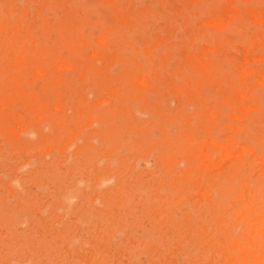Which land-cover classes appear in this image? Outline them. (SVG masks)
I'll return each instance as SVG.
<instances>
[{
  "label": "rangeland",
  "instance_id": "1",
  "mask_svg": "<svg viewBox=\"0 0 264 264\" xmlns=\"http://www.w3.org/2000/svg\"><path fill=\"white\" fill-rule=\"evenodd\" d=\"M1 99L0 264H264L230 244L264 256V0H0Z\"/></svg>",
  "mask_w": 264,
  "mask_h": 264
},
{
  "label": "bare ground",
  "instance_id": "2",
  "mask_svg": "<svg viewBox=\"0 0 264 264\" xmlns=\"http://www.w3.org/2000/svg\"><path fill=\"white\" fill-rule=\"evenodd\" d=\"M212 1H213V0H212ZM228 1H229V0H228ZM240 1H241V0H240ZM252 1H253V0H252ZM58 2H59V1H58ZM163 2H164V1H163ZM216 2H218V1H216ZM242 2H243V1H242ZM242 2H241V3H242ZM97 3H98V2H97ZM101 3H102V2H101ZM261 3L263 4L262 1H261ZM43 4H44V2H43ZM87 4H88V3H87ZM219 4H220V3H219ZM38 5H39V4H38ZM45 5H46V4H45ZM65 5H67V4H65ZM93 5H94V4H93ZM244 5H245V4H244ZM257 5H258V2H257ZM58 7H59V6H58ZM62 7H63V6H62ZM64 7H65V6H64ZM67 7H68V6H67ZM235 7H236V6H235ZM250 7H251V6H250ZM251 8H252V7H251ZM59 9H60V8H59ZM217 9H218V8H217ZM252 9H254V8H252ZM44 10H45V9H44ZM60 10H61V9H60ZM60 10H59V11H60ZM63 10H64V8H63ZM65 10H66V9H65ZM256 10H257V9H256ZM45 12H46V11H45ZM45 12H44V13H45ZM85 12H86V11H85ZM12 13H13V12H12ZM18 13H19V12H18ZM30 13H31V12H30ZM61 13H62V12H61ZM160 13H161V12H160ZM13 14H14V13H13ZM40 14H41V12H40ZM47 15H48V14H47ZM86 15H87V14H86ZM151 15H152V14H151ZM5 16H6V15H5ZM162 16H163V14H162ZM171 16H172V15H171ZM1 17H2V16H1ZM36 17L39 18L40 16H36ZM42 17H43V16H42ZM80 17H82V16L80 15ZM87 17H88V16H87ZM87 17H86V19H87ZM151 17H152V16H151ZM208 17H209V16H208ZM254 17H255V16H254ZM4 18H5V17H4ZM40 18H41V17H40ZM82 18H83V17H82ZM153 18H154V17H153ZM243 18H244V17H243ZM156 19H157V18H156ZM156 19H155V20H156ZM8 20H9V19H8ZM11 20H12V19H11ZM13 20H14V19H13ZM16 20H17V19H16ZM41 20H42V19H41ZM53 20L55 21L56 19H53ZM80 20H81V19H80ZM157 20H158V19H157ZM160 20H162V19L160 18ZM176 20H177V18L175 19V21H176ZM257 20H258V19H257ZM1 21H2V20H1ZM35 21H36V20H35ZM208 21H209V20H208ZM19 22H20V21H19ZM85 22H86V21H85ZM164 22H165V20H164ZM230 22H231V21H230ZM230 22H229V23H230ZM17 23H18V22H17ZM38 23H39V22H38ZM169 23H170V22H169ZM175 23H176V22H175ZM179 23H180V22H179ZM179 23H177V24H179ZM194 23H195V22H194ZM208 23H209V22H208ZM229 23H228V24H229ZM232 23H233V21H232ZM236 23H237V22H236ZM236 23H235V24H236ZM257 23H258V22H257ZM11 24H12V23H11ZM18 24H19V23H18ZM35 24H36V23H35ZM6 25H7V24H6ZM9 25H10V24H9ZM20 25H21V24H20ZM40 25H42V24H40ZM226 25H227V24H226ZM230 25H232V24H229L228 26H230ZM22 26H23V25H22ZM85 26H86V25H85ZM189 26H190V25H189ZM255 26H256V25H255ZM20 27H21V26H20ZM181 27H182V26H181ZM197 27H198V26H197ZM231 27L233 28V26H231ZM231 27H227V26H226L224 29H226V28H231ZM206 28H207V27H206ZM206 28H205V29H206ZM218 28H219V27H218ZM232 28H231V29H232ZM238 28H239V27H238ZM32 29H33V28H32ZM32 29H31V30H32ZM34 29H35V28H34ZM34 29H33V31H34ZM82 29L84 30V28H82ZM82 29H81V30H78V31H81V32H82ZM143 29H144V28H143ZM143 29H142V30H143ZM222 29H223V28H222ZM25 30H26V29H25ZM52 30H53V28H52ZM249 30H251V29H249ZM146 31H147V30H146ZM174 31H175V30H174ZM179 31H180V30H179ZM211 31H212V30H211ZM228 31H229V30H228ZM215 32H216V31H215ZM215 32H212V33L216 34ZM218 32H219V30H218ZM71 33H72V32H71ZM83 33H84V32H83ZM96 33H97V32H96ZM180 33H181V32H180ZM207 33H208V32H207ZM230 33H231V32H230ZM34 34H35V33H34ZM97 34H98V33H97ZM161 34H162V33H161ZM176 34H177V33H176ZM185 34H186V33H185ZM203 34H204V33H202V35H203ZM219 34H220V33H219ZM246 34H247V32H246ZM6 35H7V34H6ZM24 35H25V34H24ZM26 35H27V34H26ZM76 35H77V34H76ZM86 35H87V34H86ZM98 35H99V34H98ZM174 35H175V34H174ZM179 35H180V34H179ZM207 35H208V34H207ZM212 35H213V34H212ZM21 36H22V35H21ZM54 36H55V35H54ZM54 36H53V37H54ZM158 36H159V35H158ZM164 36H166V35H164ZM183 36H184V35H183ZM186 36H187V35H186ZM254 36H255V35H254ZM28 37H29V36H28ZM35 37H36V36H35ZM87 37H90V36H87ZM177 37H178V36H177ZM209 37H210V36H209ZM209 37H208V38H209ZM213 37L215 38V36H213ZM220 37H221V36H220ZM222 37H223V36H222ZM22 38H24V37L22 36ZM29 38H30V37H29ZM94 38H95V37H94ZM195 38H197V37H195ZM198 38H199V37H198ZM214 38H213V39H214ZM225 38H226V37H225ZM230 38H231V37H230ZM51 39H52V38H51ZM85 39H86V38H85ZM89 39H92V38H89ZM97 39H98V38H97ZM93 40H94V39H93ZM191 40H193V39H191ZM196 40L198 41V39H195V41H196ZM226 40H227V39H226ZM193 41H194V40H193ZM210 41H211V40H210ZM210 41H209V42H210ZM220 41H221V40H220ZM7 42H8V44H9V41H8V40H7ZM57 42H58V41H57ZM75 42H76V40H75ZM211 42H212V41H211ZM229 42H230V41H229ZM260 42L262 43V41H260ZM81 43H83V41H82ZM176 43H178V42L176 41ZM237 43H238V42H237ZM168 44H170V43H168ZM178 44H179V43H178ZM17 45H18V44H17ZM28 45H29V44H28ZM35 45H36V44H35ZM57 45H58V44H57ZM126 45L128 46V44H126ZM190 45H192V44H190ZM190 45H189L188 47H190ZM231 45H232V44H231ZM231 45H230V46H231ZM259 45H260V44H259ZM3 46H4V48H5V45H3ZM18 46H19V45H18ZM36 46H37V45H36ZM38 46H39V44H38ZM170 46H171V45H170ZM215 46H217V45H215ZM262 46H263V45H262ZM175 47H176V46H175ZM175 47H174V49H175ZM191 47H192V46H191ZM191 47H190V48H191ZM222 47H223V46H222ZM17 48H18V47H17ZM29 48H30V47H29ZM43 48H44V47H43ZM59 48H60V47H59ZM139 48H142V47L139 46ZM162 48H163V47H162ZM193 48H194V47H193ZM214 48H215V47H214ZM31 49H32V48H31ZM39 49H40V48H39ZM165 49H166V48H165ZM234 49H235V48H234ZM32 50H33V49H32ZM44 50H46V49H44ZM140 50L142 51V49H140ZM188 50H189V49H188ZM211 50H212V49H211ZM211 50H210V51H211ZM213 50H214V49H213ZM213 50H212V52H213ZM34 51H35V50H34ZM42 51H43V50H42ZM46 51H47V50H46ZM141 51H140V52H141ZM208 51H209V50H208ZM210 51H209V53H210ZM35 52H36V51H35ZM38 52H39V50H38ZM89 52H90V51H89ZM140 52H138V53H140ZM28 53H29V52H28ZM43 53H44V52H43ZM163 53L165 54V52H163ZM207 53H208V52L203 53V54H204V57H205V54L208 55ZM21 54L24 55V53H21ZM142 54H144V53H142ZM173 54H174V53H173ZM175 54H176V53H175ZM215 54H216V53H215ZM209 55H210V54H209ZM209 55H208V57H209ZM28 56H29V55H28ZM67 56H68V55H67ZM136 56H137V55H136ZM141 56H142V55H141V53H140L139 60H140V58L143 59ZM145 56H146V55H145ZM202 56H203V55H202ZM213 56L215 57V55H213ZM30 57H31V56H30ZM33 57H34V56H33ZM35 57H36V56H35ZM68 57H69V56H68ZM176 57H177V58L179 57L178 53H177V56H176ZM180 57H181V56H180ZM204 57H203V59L205 60V58H207V57H205V58H204ZM28 58H29V57H28ZM63 58H64V57H63ZM173 58H174V57H173ZM216 58H217V57H216ZM223 58H224V57H223ZM71 59H72V58H71ZM95 59H96V58H95ZM95 59H94V60H95ZM42 60H43V59H42ZM73 60H74V59H73ZM73 60H72V61H73ZM143 60H144V59H143ZM148 60H149V59H148ZM176 60H177V59H176ZM178 60H179V59H178ZM65 61H66V60H65ZM68 61H69V60H68ZM137 61H138V60H137ZM140 61H141V63H142V60H140ZM170 61L173 62L172 59H171ZM170 61H168V63H169ZM213 61H214V59H213ZM42 62H44V61H42ZM73 62H75V61H73ZM148 62H149V61H148ZM148 62H145V63L143 62V63L146 64V63H148ZM178 62H179V61H178ZM204 62H205V61H204ZM214 62H215V61H214ZM23 63H24V62H23ZM23 63L21 64L22 66L24 65ZM168 63H167V64H168ZM175 63H176V62H175ZM212 63H213V62H212ZM212 63H211V64H212ZM31 64H33V63H31ZM66 64H67V63H66ZM149 64H151V62H149ZM224 64H225V63H224ZM224 64H222V65H224ZM226 64H227V63H226ZM77 65H78V64H77ZM90 65H91V63H90ZM157 65H158V64H157ZM171 65L173 66V64H171ZM175 65H176V64H175ZM212 65H213V64H212ZM227 65H228V64H227ZM227 65H226V66H227ZM58 66H59V65H58ZM58 66H57V67H58ZM68 66H69V65H68ZM92 66H93V65H92ZM141 66H142V65H141ZM186 66H187V65H186ZM186 66H185V68H186ZM23 67H25V66H23ZM38 67H39V66H38ZM60 67H61V66H60ZM157 67L160 68V66H157ZM169 67H170V65H169ZM188 67H189V66H188ZM223 67H224V66H223ZM58 68H59V67H58ZM62 68H65V67H62ZM70 68H71V67H70ZM79 68H80V67H79ZM149 68H151V67H149ZM210 68H211V66H210ZM60 69H61V68H60ZM190 69H192V68H189V70H190ZM221 69H222V68H221ZM221 69H220V70H221ZM223 69H224V68H223ZM240 69H241V68H240ZM36 70H37V69H36ZM161 70H162V68H161ZM164 70H165V69H164ZM220 70H219V71H220ZM241 70L244 71L243 68H242ZM37 71H38V73H39V70H37ZM82 71H83V70H82ZM142 71H143V70H142ZM150 71H151V70L149 69V72H150ZM186 71H188V70H186ZM186 71H185V73H186ZM190 71H191V70H190ZM219 71H218V72H219ZM223 71H224V70H223ZM83 72H84V71H83ZM159 72H161V71H159ZM169 72H170V71H169ZM169 72H168V73H169ZM216 72H217V70H216ZM220 72H221V71H220ZM220 72H219V74H220ZM226 72H227V71H226ZM244 72H245V71H244ZM257 72H258V71H257ZM41 73H42V72H41ZM72 73H73V72H72ZM85 73H86V72H85ZM123 73H124V72H122V74H123ZM143 73H144V72H142V76L144 75ZM227 73H228V72H227ZM7 74H8V73H7ZM39 74H40V73H39ZM62 74H63V73H62ZM95 74H96V73H95ZM160 74H161V73H160ZM160 74H159V75H160ZM169 74H170V73H169ZM189 74H190V73H189ZM216 74H217V73H216ZM216 74H215V75H216ZM173 75H175V74H173ZM191 75H193V74H191ZM86 76H87V74H86ZM45 77H46V76H45ZM92 77H93V75H92ZM102 77H103V75H102ZM165 77H166V76H165ZM14 78H15V77H14ZM22 78H23V77H22ZM105 78H106V77H105ZM174 78H175V77H174ZM176 78H177V76H176ZM239 78H240V77H239ZM31 79H33V78H31ZM31 79H30V80H31ZM44 79H45V78H44ZM141 79H143V78H141ZM177 79H178V78H177ZM216 79H218V78H216ZM85 80H87V79H85ZM85 80H84V81H85ZM92 80H93V79H92ZM171 80H172V79H171ZM173 80H174V79H173ZM175 80H176V79H175ZM256 80H257V79H256ZM46 81H47V78H46ZM87 81H89V80H87ZM107 81H109V80H107ZM132 81H133V80H132ZM138 81H139V80H138ZM143 81H146V80L144 79ZM26 82H27V81H26ZM94 82H95V81H94ZM104 82H105V81H104ZM133 82H134V81H133ZM146 82L148 83L149 81H146ZM22 83H23V81H22ZM35 83H36V82H35ZM44 83H45V82H44ZM44 83H43V84H44ZM110 83H111V82H110ZM142 83L144 84V82H142ZM160 83H163V81L160 82ZM160 83H159V84H160ZM193 83H194V82H193ZM223 83H224V82H223ZM223 83H222V84H223ZM26 84H27V83H26ZM98 84H99V83H98ZM115 84H116V83H115ZM134 84H135V83H134ZM169 84H170V83H169ZM219 84H220V83H219ZM3 85H4V84H3ZM53 85H54V84H53ZM74 85H75V84H74ZM93 85H95V84H93ZM99 85H100V84H99ZM104 85H105V83H104ZM117 85H118V84H117ZM160 85H161V84H160ZM190 85H191V83H190ZM190 85H189V86H190ZM203 85H204L203 87L207 86L206 83L203 84ZM210 85H211V84H210ZM5 86H6V85H5ZM37 86H38V84H37ZM54 86H55V85H54ZM100 86H101V85H100ZM122 86H123V85H122ZM135 86H136V85H135ZM141 86H142V85H141ZM162 86H164V85H162ZM191 86H192V85H191ZM191 86H190V87H191ZM193 86H195V85H193ZM94 87H95V86H94ZM130 87H131V86H130ZM183 87H184V86H183ZM183 87H182V88H183ZM216 87H217V86H216ZM243 87H244V86H243ZM255 87H256V86H254V88H255ZM51 88H53V87H51ZM51 88H50V89H51ZM86 88H87V87H86ZM119 88H122V87H120V85H119ZM163 88H164V87H163ZM184 88H185V87H184ZM195 88H196V86H195ZM220 88H222V87H221V84H220ZM247 88H248V87H247ZM2 89H3V88H2ZM123 89H124V88H123ZM123 89H122V90H123ZM191 89H194V88L191 87ZM200 89H201V88H200ZM202 89H203V88H202ZM205 89H207V87H205ZM216 89H217V88H216ZM9 90H10V89H9ZM9 90H8V91H9ZM48 90H49V89H47V91H48ZM56 90H57V88H56ZM56 90H55V91H56ZM85 90H86V89H85ZM183 90H184V89H183ZM196 90H197V89H196ZM220 90H221V89H220ZM8 91H6V92H8ZM10 91H11V90H10ZM53 91H54V90H53ZM86 91H87V90H86ZM163 91H164V90H163ZM201 91H202V90H201ZM204 91H206V90H204ZM212 91H213V90H212ZM212 91H208V92L211 93ZM255 91H256V90H255ZM48 92H49V91H48ZM48 92H47L46 94H49ZM132 92H133V91H132ZM134 92H136V89L134 90ZM140 92H141V91H140ZM228 92H230V89H229ZM228 92H227V93H228ZM250 92L254 93L253 90H252V91L250 90ZM9 93H10V92H9ZM91 93H93V91H92ZM153 93L155 94V92H153ZM174 93H175V92H174ZM183 93H184V92H183ZM200 93H201V92H200ZM203 93H204V92H203ZM217 93H218V92H217ZM252 93H251V94H252ZM255 93H257V91H256ZM46 94H44V95H46ZM82 94H83V93H82ZM99 94H100V93H99ZM122 94H123V93H122ZM137 94H138V92H137ZM139 94H141V93H139ZM145 94H146V93H145ZM145 94H143V95H145ZM68 95H69V94H68ZM108 95H109V94H108ZM123 95H124V94H123ZM132 95H133V94H132ZM202 95H203V94H202ZM212 95H213V94H212ZM241 95H242V97L245 96L244 94H241ZM25 96H26V95H25ZM72 96H73V95H71V97H72ZM124 96H125V95H124ZM174 96H175V95H174ZM203 96H205V94H204ZM213 96H214V95H213ZM213 96H212V97H213ZM256 96H257V95H256ZM18 97H19V96H18ZM67 97H68V96H67ZM139 97H140V95H139ZM159 97H160V96H159ZM198 97H199V96H198ZM242 97H241V98H242ZM257 97H258V96H257ZM1 98H2V97H1ZM19 98H20V97H19ZM108 98H109L108 100H106L105 98H104V99H105L106 101H109V100H110V97L108 96ZM205 98H206V96H205ZM261 98H262V97H261ZM9 99H11L10 96H9L8 100H9ZM22 99H24V98H22ZM38 99H39V101H41V96H40V95H39V98H38ZM113 99H114V97H113ZM235 99H237V98L235 97ZM67 100H68V99H67ZM69 100H70V98H69ZM77 100H78V99H77ZM116 100H117V99H116ZM125 100H127V97H126ZM210 100H211V99H210ZM210 100L208 101V103L210 102ZM217 100H218V99H217ZM233 100H234V98H233ZM233 100H231V101H233ZM241 100H242V99H241ZM245 100H246V99H245ZM3 101H4V100L1 99L0 102H3ZM17 101H19V100L17 99ZM17 101H16V102H17ZM24 101H25V100H24ZM64 101H66V100L64 99ZM141 101H142V100H141ZM215 101H216V100H215ZM218 101H219V100H218ZM252 101H253V100H252ZM252 101H251V104H252ZM67 102H68V101H67ZM113 102H114V100H113ZM125 102H126V101H125ZM224 102H226V101H224ZM240 102H243V103H244V101H240ZM240 102H239V103H240ZM10 103H11V102H10ZM12 103H13V102H12ZM18 103H19V102H18ZM65 103H66V102H65ZM146 103H147V102H146ZM187 103H188V102H187ZM243 103H242V104H243ZM1 104H2V103H1ZM7 104H8V103H7ZM32 104H33V103H32ZM34 104H35V103H34ZM40 104H41V103H40ZM66 104H67V103H66ZM79 104H80V103H79ZM79 104H78V105H79ZM104 104H105V102H104ZM151 104H152V103H151ZM151 104H150V107H151ZM191 104H192V103H189V105H191ZM193 104H194V102H193ZM193 104H192V105H193ZM242 104H240V105H242ZM36 105H37V104H36ZM102 105H103V104H102ZM105 105H106V104H105ZM112 105H113V104H112ZM126 105H127V104H126ZM131 105H132V104H131ZM235 105L237 106L238 104H235ZM51 106H52V105H51ZM55 106H57V105H55ZM80 106H82V105H80ZM98 106H99V105H98ZM147 106H149V105H147ZM206 106H207V108L209 109V105H206ZM249 106L251 107V105H249ZM249 106H246V107H249ZM45 107H46V106H45ZM47 107H48V106H47ZM82 107H83V106H82ZM96 107H97V106H96ZM96 107H94V108H96ZM150 107H148L147 109H149ZM161 107H162V106H161ZM185 107H186V106H185ZM226 107H227V105L225 106V108H226ZM229 107H230V106H229ZM243 107H244V106H243ZM250 107H249V108H250ZM40 108H41V107H40ZM40 108H39V109H40ZM94 108H93V109H94ZM164 108H165V107H164ZM164 108H163V109H164ZM218 108H219V107H218ZM233 108H234V107H233ZM253 108H254V107H253ZM5 109H6V108H5ZM29 109H31V108H29ZM45 109H46V108H45ZM55 109H56V108H54V110H55ZM66 109H67V108H66ZM87 109H88V107H87ZM93 109H92V110H93ZM97 109H99V108H97ZM141 109H142V108H141ZM159 109H160V108H159ZM177 109H178V108H177ZM183 109H184V108H183ZM214 109H215V108H214ZM220 109H221V108H220ZM223 109H224V108H223ZM236 109H237V108H236ZM247 109H248V108H247ZM64 110H65V109H64ZM68 110H69V109H68ZM70 110H71V109H70ZM84 110H85V109H84ZM92 110H91V111H92ZM145 110H146V109H145ZM149 110H150V109H149ZM152 110H153V109H152ZM172 110H173V109H172ZM211 110H212V109H211ZM238 110H239V109H238ZM238 110H237V112H238ZM250 110H251V108H250ZM11 111H12V110H11ZM39 111H40V110H39ZM93 111H94V110H93ZM174 111H175V110H174ZM222 111H223V110H222ZM224 111H225V110H224ZM239 111H240V110H239ZM246 111H247V110H246ZM248 111H249V110H248ZM251 111H252V110H251ZM12 112H13V111H12ZM33 112H34V111H33ZM65 112H66V110H65ZM86 112H87V111H86ZM97 112H98V111H97ZM178 112H179V111H178ZM29 113H30V112H29ZM34 113H35V112H34ZM67 113H69V112H67ZM95 113H96V112H95ZM147 113H148V112H147ZM187 113H188V112H187ZM233 113H234V112H233ZM37 114H38V113H37ZM152 114H153V113H152ZM179 114H180V115H179ZM179 114H177V116H182V115H181V112H180ZM192 114H193V113H192ZM210 114H211V113H210ZM212 114H213V113H212ZM244 114H245V113H244ZM31 115H32V114H31ZM35 115H36V114H35ZM160 115H161V114H160ZM186 115H187V114H186ZM235 115H236V114H234V116H235ZM245 115H246V114H245ZM134 116H135V115H134ZM149 116H150V115H149ZM151 116H152V115H151ZM158 116H159V115H158ZM161 116H162V115H161ZM164 116H165V115H164ZM164 116H163V117H164ZM211 116H212V115H211ZM218 116H219V115H218ZM228 116H229V115H228ZM240 116H242L241 113H240ZM240 116H239V117H240ZM91 117H93V115H91ZM131 117H133V116H131ZM190 117H191V116H190ZM224 117H225V116L222 115V119H225ZM237 117H238V116H237ZM261 117H262V116H261ZM45 118H46V117H45ZM122 118H123V117H122ZM122 118H121V119H122ZM139 118H140V117H139ZM150 118H151V117H150ZM152 118H153V117H152ZM155 118H157V117H155ZM170 118H171V117H170ZM234 118H235V117H234ZM234 118H230V119H234ZM87 119H88V118H87ZM90 119H91V118H90ZM90 119H88V120H90ZM119 119H120V118H119ZM157 119H158V118H157ZM186 119H187V118H186ZM189 119H190V118H189ZM192 119H193V116H192ZM192 119L189 120V121H192ZM216 119H217V118H216ZM219 119H220V117H219ZM222 119H221V120H222ZM237 119H238V118H237ZM243 119H244V118H243ZM82 120H83V119H82ZM93 120H95V119H93ZM116 120H117V119H116ZM164 120H165V119H164ZM169 120H170V119H169ZM214 120H215V119H214ZM227 120H228V119H227ZM234 120H235V119H234ZM244 120H245V119H244ZM55 121H56V120H55ZM120 121H121V120H120ZM128 121H129V118H128ZM157 121H159V120H157ZM223 121H225V120H223ZM228 121H230V120H228ZM228 121H227V122H228ZM236 121H237V120H236ZM61 122H62V121H61ZM140 122H141V121H140ZM151 122L153 123V121H151ZM166 122H167V121H166ZM234 122H235V121H234ZM66 123H67V122H66ZM146 123H147V122H146ZM149 123H150V122H149ZM164 123H165V122H164ZM191 123H192V122H191ZM196 123H197V122H196ZM236 123H237V122H236ZM130 124H131V123H130ZM130 124H129V125H130ZM144 124H145V122H144ZM229 124H230V123H229ZM231 124H232V123H231ZM240 124H241V123H240ZM153 125H154V124H153ZM178 125H180V124H178ZM190 125H192V124H190ZM235 125H237V124H235ZM8 126H9V125H8ZM154 126H155V125H154ZM180 126H181V125H180ZM216 126H218V124H217ZM238 126H239V125H238ZM238 126H237V127H238ZM133 127H134V126H133ZM169 127H170V126H169ZM184 127H185V126H184ZM37 128H38V127H37ZM108 128H109V127H108ZM155 128H156V126H155ZM157 128H159V127H157ZM164 128H166V127H164ZM177 128H178V127H177ZM182 128H183V127H182ZM231 128H232V127H231ZM231 128H230V129H231ZM240 128H241V126H240ZM244 128H247V126L244 127ZM39 129H40V128H39ZM144 129H145V128H144ZM168 129H169V128H168ZM237 129H238V128H237ZM241 129H242V128H241ZM72 130H73V128H72ZM132 130H133V129H132ZM132 130H131V131H132ZM161 130H162V129H161ZM169 130L171 131L172 129L170 128ZM169 130H168V131H169ZM184 130H185V129H184ZM209 130H210V129H209ZM216 130H217V129H216ZM221 130H222V129H221ZM159 131H160V130H159ZM168 131H166V132H168ZM178 131H179V130H178ZM212 131H213V130H212ZM229 131H230V130H229ZM234 131H235V130H234ZM240 131H241V130H240ZM247 131H248V130H247ZM145 132H146V131H145ZM184 132H185V131H184ZM163 133H164V131H163ZM176 133H177V132H176ZM182 133H183V131H182ZM233 133H234V132H233ZM243 133H244V132H243ZM17 134H18V133H17ZM126 134H127V133H126ZM133 134H134V133H133ZM136 134H137V133H136ZM139 134H140V133H139ZM141 134H142V133H141ZM174 134H175V133H174ZM237 134H239V131H238ZM44 135H45V134H44ZM128 135H129V134H128ZM144 135H145V133H144ZM144 135H143V136H144ZM146 135H147V134H146ZM164 135H165V134H164ZM168 135H169V134H168ZM182 135H183V134H182ZM216 135H217V133H216L214 136H216ZM138 136H139V135H138ZM149 136H150V135H149ZM165 136H166V135H165ZM187 136H188V134H187ZM182 137L185 138V139L187 138V140H186V141H187V144L185 143V147H186L187 145L191 146V143H190V142H191V139H192L194 136L191 138L190 136L186 137V135H183ZM182 137H180V138H182ZM236 137H237V136H236ZM241 137H242V136H241ZM0 138H1V137H0ZM2 138H3V137H2ZM51 138H52V137H51ZM141 138H142V137H141ZM151 138H152V137H151ZM153 138H154V137H153ZM165 138H166V137H165ZM180 138H178L179 141H180ZM210 138H211V136H210ZM220 138H221V137H220ZM233 138H234V137H233ZM52 139H53V138H52ZM115 139H116V138H115ZM127 139H128V138H127ZM156 139H157V137H156ZM158 139H159V138H158ZM188 139H189V140H188ZM236 139H237V138H236ZM262 139H264V138L262 137ZM44 140H45V139H44ZM139 140H140V139H139ZM160 140H161V139H160ZM164 140H165V139H164ZM182 140H183V139H182ZM193 140H194V138L192 139V141H193ZM232 140H233V139H232ZM232 140H231V141H232ZM5 141H6V140H5ZM127 141H128V140H127ZM158 141H159V140H158ZM171 141H172V140H171ZM218 141H219V140H218ZM220 141H221V139H220ZM31 142H32V141H31ZM50 142H51V141H50ZM150 142H151V141H150ZM152 142H153V140H152ZM229 142H230V141H229ZM43 143H44V142H43ZM154 143H155V142H154ZM156 143H157V142H156ZM29 144H30V143H29ZM178 144H180V143H178ZM211 144H212V143H211ZM216 144H217V143H216ZM237 144H238V143H237ZM31 145H32V144H31ZM39 145H40V144H39ZM120 145H121V144H120ZM135 145H136V144H135ZM161 145H162V142H161ZM197 145H198V144H197ZM199 145H200V144H199ZM222 145H223V144H222ZM232 145H233V143H232ZM234 145H235V143H234ZM254 145H255V144H254ZM45 146H46V145H45ZM45 146H44V147H45ZM130 146H131V145H130ZM189 146H188V148H189ZM207 146H208V144H207ZM212 146H213V145H212ZM220 146H221V145H220ZM241 146H242V144H241ZM145 147H146V145H145ZM152 147H154V146H152ZM155 147H156V146H155ZM216 147H217V146H216ZM218 147H219V145H218ZM218 147H217V148H218ZM230 147H232V146H230ZM246 147H247V146H246ZM252 147H253V146H252ZM33 148H34V147H33ZM38 148H40V147H38ZM38 148H37V149H38ZM141 148H142V147H141ZM159 148H160V147L157 146V148H156L157 151L159 150ZM188 148H187V149H188ZM217 148H216V149H217ZM219 148H220V147H219ZM225 148L227 149V146H226ZM225 148H224V149H225ZM255 148H256V147H255ZM34 149H35V148H34ZM152 149H153V148H152ZM156 149H154V150L156 151ZM181 149H183V147H182ZM213 149H214V148H212V152H213V154H214L215 151H213ZM216 149H215V150H216ZM244 149H246V148H244ZM166 150H167V149H166ZM173 150H174V149H173ZM210 150H211V149H210ZM210 150H209V152H210ZM217 150H219V149H217ZM200 151H201V150H200ZM204 151H205V150H204ZM204 151H202V152H204ZM220 151H221V150H220ZM244 151H245V150H243L242 152H244ZM255 151H257V149H256ZM46 152H47V151H46ZM117 152H118V151H117ZM123 152H124V151H123ZM130 152H131V151H130ZM152 152H153V151H152ZM202 152H200V154H202ZM209 152L207 151V152L204 153V154L206 155V154H208ZM217 152H218V151H217ZM252 152H253V150H252ZM257 152H258V151H257ZM40 153H41V152H40ZM132 153H133V152H132ZM132 153H130V154L132 155ZM255 153H256V152H255ZM186 154H187V153H186ZM194 154H195V153H194ZM198 154H199V153L197 152V155H198ZM211 154H212V153H211ZM216 154H219V153H216ZM226 154H227V153H226ZM228 154H229V153H228ZM46 155H47V154H46ZM136 155H138V154H136ZM152 155H153V154H152ZM187 155H189V154H187ZM197 155H196V156H197ZM179 156H180V155H179ZM209 156H210V153H209V155L206 156V157H209ZM224 156H226V155H225V152H224ZM229 156H230V155H229ZM236 156H237V155H236ZM239 156H241V155H239ZM242 156H243V155H242ZM131 157H132V156H131ZM221 157H222V156H221ZM221 157H220V158H221ZM230 157H231V156H230ZM120 158H121V157H120ZM132 158H133V157H132ZM151 158H152V157H151ZM153 158H154V157H153ZM158 158H159V157H158ZM197 158H198V157H197ZM203 158H204V156H203ZM203 158H201V159L203 160ZM211 158L214 159V155H211ZM239 158H240V157H239ZM18 159H19V158H18ZM175 159H176V157H175ZM181 159H184V158L181 157L180 160H181ZM195 159H196V158H195ZM198 159H199V158H198ZM209 159H210V157H209ZM217 159H218V158H217ZM12 160H13V159H12ZM164 160H165V159H164ZM180 160H179V161H180ZM196 160H197V159H196ZM222 160H223V159H222ZM177 161H178V160H177ZM240 161H241V160H240ZM244 161H245V160H244ZM256 161H259V160L256 159ZM63 162H64V161H63ZM73 162H74V161H73ZM210 162H211V161H210ZM213 162H214V161H213ZM213 162H211V163H213ZM217 162H218V161H217ZM260 162H261V161H260ZM69 163H71V162H69ZM176 163H177V162H176ZM176 163H175V164H176ZM185 163H186V162H185ZM261 163H262V162H261ZM25 164H26V163H25ZM63 164H64V163H63ZM119 164H120V163H119ZM129 164H130V163H129ZM155 164H156V163H155ZM155 164L153 165V163H152L151 166H156ZM161 164H162V163H161ZM196 164H197V163H196ZM196 164H195V165H196ZM205 164L207 165V163H205ZM205 164H204V165H205ZM215 164H216V162H215L213 165L215 166ZM230 164H231V163H230ZM234 164H235V163H234ZM234 164H233V165H234ZM99 165H100V164H99ZM169 165H170V164H169ZM169 165H168V166H169ZM239 165H240V164H239ZM251 165H252V164H251ZM130 166H131V165H130ZM141 166H142V165H141ZM141 166H140V167H141ZM144 166H145V165H144ZM178 166H180V165H178ZM222 166H223V165H222ZM226 166H227V165H226ZM124 167H125V166H124ZM196 167H197V166H196ZM198 167H199V166H198ZM203 167H204V166H203ZM211 167H212V166H211ZM224 167H225V166H224ZM224 167H223V168H224ZM236 167H237V166H236ZM74 168H75V167H74ZM115 168H116V167H115ZM155 168H156V167H155ZM200 168L202 169V167H200ZM214 168H215V167H214ZM237 168H238V167H237ZM243 168H244V167H243ZM243 168H242V169H243ZM122 169H123V168H122ZM210 169H211V168H210ZM244 169H245V168H244ZM131 170H132V169H131ZM134 170H135V169H134ZM153 170H154V169H153ZM167 170H169V169H167ZM203 170H205V169L203 168ZM203 170H202L201 172H203ZM218 170H219V169H218ZM218 170H217V172H218ZM226 170H227V169H226ZM240 170H241V169H240ZM240 170H239V171H240ZM123 171H124V170H123ZM160 171H161V170H160ZM197 171H199V170L197 169ZM241 171H244V170H241ZM72 172H73V171H72ZM80 172H81V171H80ZM131 172H132V171H131ZM158 172H159V171H158ZM191 172H192V170H191ZM191 172H190V173H191ZM248 172H249V171H248ZM260 172H261V171H260ZM260 172H259V174H260ZM153 173H155V172H153ZM153 173H152V174H153ZM188 173H189V172H188ZM197 173H199V172H197ZM204 173H206V171H204ZM128 174H129V173H128ZM136 174H137V173H136ZM149 174H150V173H149ZM157 174H158V173H157ZM157 174H156V175H157ZM165 174H166V173H165ZM199 174H201V176H202V173H199ZM261 174H262V173H261ZM261 174H260V176H261ZM196 175H197V174H196ZM224 175H225V174H224ZM226 175H227V174H226ZM226 175H225V176H226ZM230 175H231V174H230ZM142 176H143L142 178H144L145 175H142ZM163 176H164V174H163ZM170 176H171V175H170ZM204 176H205V175H204ZM204 176H202V177L204 178ZM234 176H235V175H234ZM173 177H174V176H173ZM71 178H72V177H71ZM82 178H83V177H82ZM152 178H153V177H152ZM212 178H214V177H212ZM224 178H225V177H223V179H224ZM236 178H238V176H237ZM127 179H129V178H127ZM158 179H159V178H158ZM215 179H216V178H215ZM229 179H230V178H229ZM153 180H154V179H153ZM169 180H170V179H169ZM235 180H236V179H235ZM235 180H233V183L237 182V181H235ZM12 181H13V180H12ZM97 181H98V179H97ZM179 181H180V180H179ZM190 181H191V180H190ZM222 181H223V180H222ZM234 181H235V182H234ZM240 181H241V180H240ZM240 181H239V182H240ZM255 181H256V179H255ZM121 182H122V181H121ZM131 182H132V181H131ZM199 182H200V181L198 180V183H199ZM239 182H237L236 185H238ZM250 182H251V181H250ZM83 183H84V182H83ZM87 183H88V182H87ZM122 183H123V182H122ZM133 183H134V182H133ZM139 183H140V182H139ZM198 183H197V184H198ZM221 183H222V182H221ZM225 183H226V182H225ZM227 183H228V182H227ZM253 183H254V182H253ZM117 184H118V183H117ZM175 184H176V182H175ZM183 184H184V183H183ZM249 184H252V182L249 183ZM75 185H76V184H75ZM130 185H133V184H130ZM134 185H135V183H134ZM180 185H181V184H180ZM188 186H189V185H188ZM212 186H213V185H212ZM220 186H221V185H220ZM243 186H244V185H243ZM73 187H74V186H73ZM214 187H215V186H214ZM221 187H222V186H221ZM223 187H224V186H223ZM230 187H231V186H230ZM142 188H143V187H142ZM163 188H164V187H163ZM232 188H234V187H232ZM239 188H240V187H239ZM263 188H264V187H263ZM15 189H16V188H15ZM65 189H66V188H65ZM147 189H149V188H147ZM98 190H99V189H98ZM138 190H141V189L138 188L136 191H138ZM142 190H143V189H142ZM158 190L160 191V189H158ZM162 190H163V189H162ZM166 190H167V188H166ZM180 190H181V188H180ZM182 190H183V189H182ZM188 190H189V188H188ZM191 190H193V189H191ZM191 190H189V191H191ZM222 190H223V189H222ZM225 190H227V189H225ZM79 191H80V190H79ZM79 191H78V192H79ZM133 191H134V190H133ZM144 191H146V190L144 189ZM164 191H165V189H164ZM193 191H194V190H193ZM107 192H108V191H107ZM126 192H127V191H126ZM213 192H214V191L212 190V193H213ZM27 193H28V192H27ZM65 193H66V192H65ZM119 193H120V192H119ZM208 193H209V192H208ZM215 193H216V192H215ZM217 193H218V192H217ZM233 193H234V192H233ZM243 193H244V190H243ZM258 193H259V192H258ZM51 194H52V193H51ZM53 194H54V193H53ZM59 194H60V193H59ZM72 194H73V193H72ZM126 194H127V193H126ZM144 194H145V192H144ZM227 194H228V195L230 194L229 191H227ZM238 194H239V191H238ZM17 195H18V194H17ZM64 195H65V194H64ZM205 195H206V194H205ZM210 195H211V193H210ZM232 195H233V194H232ZM263 195H264V194H262L261 196H263ZM190 196H191V195H190ZM206 196H207V195H206ZM216 196H217V195H216ZM237 196H238V195H237ZM258 196H260V195H258ZM258 196H257V197H258ZM51 197H54V196H51ZM92 197H93V196H92ZM210 197L213 199L212 195H211ZM210 197L207 196V198H209V199H210ZM217 197H219V196H217ZM225 197L228 198V196H226V194H225ZM225 197H224V198H225ZM241 197L244 198L243 195H242ZM253 197H254V196H253ZM75 198H76V197H75ZM96 198H97V197H96ZM258 198H259V197H258ZM260 198H261V197H260ZM260 198H259V199H260ZM109 199H110V198H109ZM42 200H43V199H42ZM60 200H61V199H60ZM213 200H214V199H213ZM218 200H219V199H218ZM220 200H221V198H220ZM236 200H237V199H236ZM238 200H239V197H238ZM243 200H245V199H243ZM260 200H261V199H260ZM124 201H125V200H124ZM172 201H173V200H172ZM199 201H200V200H199ZM234 201H235V200H234ZM234 201H233V202H234ZM241 201H242V200H241ZM249 201H252V200L249 199ZM162 202H163V201H162ZM206 202H208V200H206ZM215 202H216V201H215ZM236 202H237V201H235V203H236ZM60 203H61V202H60ZM64 203H65V202H64ZM66 203H67V202H66ZM89 203H90V202H89ZM172 203H173V202H172ZM187 203H188V205H187V207H188L189 204H190L188 200H187ZM187 203H186V204H187ZM196 203H199V202H196ZM219 203H220V201H219ZM245 203H246V202H245ZM47 204H48V203H47ZM87 204H88V202H87ZM227 204H228V201H227ZM236 204H237V203H236ZM243 204H244V202H243ZM246 204H247V203H246ZM246 204H244V205H246ZM165 205H166V204H165ZM182 205H183V204H182ZM238 205H240V204H238ZM248 205H249V204H248ZM262 205H263V204H262ZM166 206H167V205H166ZM171 206H172V205H171ZM203 206H204V205H203ZM212 206H213V205H211V207H212ZM229 206H230V203H229ZM249 206H250V205H249ZM259 206H260V205H259ZM91 207H92V206H91ZM129 207H130V206H129ZM184 207H185V206H184ZM253 207H254V206H253ZM175 208H176V207H175ZM185 208H186V207H185ZM188 208H191V207H188ZM240 208H241V206H240ZM240 208H239V211L241 210ZM191 209H192V208H191ZM215 209H216V207H215ZM243 209H244V208H243ZM41 210H42V209H41ZM193 210H194V209H193ZM227 210H228V207H227ZM229 210H230V209H229ZM229 210H228V211H229ZM247 210H249V208H248ZM171 211H172V210H171ZM175 211H176V210H175ZM179 211H180V210H179ZM241 211H242V210H241ZM243 211H244V210H243ZM258 211H260V210H258ZM258 211L256 210V212H258ZM88 212H89V211H88ZM195 212L197 213L198 210L195 211ZM195 212H192V213H195ZM220 212H221V211H220ZM245 212H246V211H245ZM251 212H252V211H251ZM23 213H24V212H23ZM226 213H227V211H226ZM236 213H237V212H235L234 214H236ZM240 213H241V212H240ZM253 213H254V212H253ZM261 213H262V212H261ZM94 214H95V213H94ZM174 214H175V213H174ZM229 214H231V213H229ZM246 214H247V213H246ZM257 214H258V213H257ZM68 215H69V214H68ZM175 215H176V214H175ZM222 215H223V217H227V215L224 216L225 214H222ZM237 215H239V221H240V224H242L241 221L243 222V219L245 218V213H244V212H242L241 214H238V213H237ZM240 215H241V217L244 216V218H243V217L240 218ZM247 215H249V214H247ZM258 215H259V214H258ZM105 216H107V215H105ZM205 216H206V215H204V217H205ZM220 216H221V214H220ZM229 216H231V215H228V217H229ZM235 216H236V215H235ZM92 217H93V216H92ZM157 217H158V216H157ZM236 217H237V216H236ZM246 217H247V219H249L248 217H250V216H246ZM252 217H253V216H252ZM259 217H260V216H259ZM97 218H99V215L97 216ZM171 218H172V217H171ZM231 218H232V217H231ZM233 218H234V217H233ZM78 219H79V218H78ZM90 219H91V217H90ZM90 219H89V220H90ZM229 219H230V217H229ZM247 219L245 218V220H247ZM255 219H256V217H255ZM81 220H82V219H81ZM81 220H80V221H81ZM124 220H125V219H124ZM157 220H158V219H157ZM203 220H204V219H203ZM203 220H202V221H203ZM218 220H219V219H218ZM218 220H217V221H218ZM249 220L252 222V225H251V226H253V227L255 228V231H256V230H259V233H261V235L264 237V220H263V219H260V218H257L256 221H253V219H251V217H250ZM261 220H263V222H262ZM160 221H161V220H160ZM190 221H191V220H190ZM229 221H230V220H229ZM235 221H236V220H235ZM86 222H87V221H86ZM104 222H105V221H104ZM231 222H232V220H231ZM237 222H238V221H237ZM161 223H162V222H161ZM180 223H181V221H180ZM229 223H230V222H229ZM247 223H248V222H247ZM83 224H84V223H83ZM88 224H89V223H88ZM88 224H87V225H88ZM92 224H93V222H92ZM218 224H219V223H218ZM231 224H232V223H231ZM234 224L237 225L236 223H234ZM244 224H245V221H244ZM248 224H249V223H248ZM250 224H251V223H250ZM18 225H19V224H18ZM25 225H26V224H25ZM161 225H162V224H161ZM165 225H166V224H165ZM172 225H173V223H172ZM214 225H215V224H214ZM238 225H239V224H238ZM238 225H237V226H238ZM52 226H53V225H52ZM82 226H83V225H82ZM167 226H169V225H167ZM167 226H166V227H167ZM226 226H227V224H226ZM240 226H241V225H240ZM99 227L101 228V226H99ZM103 227H105V225H103ZM198 227H199V226H198ZM217 227H218V226H217ZM222 227H223V226H222ZM228 227H229V226H228ZM230 227H231V225H230ZM234 227H236V226H234ZM244 227H245V228H244ZM244 227H243V228H244L245 230H246L247 227L249 228L248 225H246V226H244ZM180 228H182V227H180ZM215 228H216V227H215ZM215 228H214V229H215ZM218 228H220V227H218ZM243 228H240V230L242 229V230H241L242 232L244 231ZM86 229H87V228H86ZM109 229H110V228H109ZM208 229H209V228H208ZM210 229H211V227H210ZM212 229H213V228H212ZM229 229L231 230V233L234 231V230L231 229V228H229ZM229 229L227 228V230H229ZM22 230H23V229H22ZM99 230H100V229H99ZM205 230H207V229L205 228ZM220 230H221V228H220ZM232 230H233V231H232ZM237 230H238V229H237ZM249 230H250V229H249ZM209 231H210V230H209ZM213 231L215 232V230H213ZM221 231H222V230H221ZM251 231H253V230H251ZM84 232H85V230H84ZM128 232H129V231H128ZM205 232H206V231H205ZM214 232H213V233H214ZM229 232H230V231H228V233H229ZM60 233H61V232H60ZM158 233H159V232H158ZM160 233H161V232H160ZM179 233H180V232H179ZM219 233H221V232H219ZM231 233H230L229 235H231ZM238 233H240V231H239ZM245 233H246V232H244V235H245ZM252 233L254 234L255 232H252ZM252 233H251V235H252ZM35 234H36V233H35ZM37 234H38V233H37ZM87 234H88V233H87ZM87 234H86V235H87ZM122 234H123V233H122ZM146 234H147V233H146ZM148 234H149V233H148ZM148 234H147V235H148ZM161 234H162V233H161ZM171 234H172V233H171ZM190 234H191V233H190ZM247 234H248V233H247ZM96 235H97V234H96ZM211 235H213V234H211ZM224 235H225V234H224ZM229 235H228V236H229ZM249 235H250V234H249ZM249 235H248V236H249ZM251 235H250V236H251ZM34 236H36V235H34ZM250 236H249V237H250ZM23 237H24V236H23ZM134 237H135V235H134ZM48 238H49V237H48ZM63 238H64V237H63ZM83 238H84V237H83ZM151 238H152V237H151ZM173 238H174V237H173ZM230 238H231V236H230ZM250 238H251V237H250ZM260 238H261V237H260ZM52 239H53V238H52ZM67 239H68V238H67ZM69 239H70V238H69ZM89 239H90V238H89ZM107 239H108V238H107ZM185 239H186V238H185ZM216 239H217V238H216ZM216 239H215V241H216ZM231 239H232V241H234V243H230V242H229V243H230V244H233L234 246H233V245H228V249L230 248L229 246H233V248L238 247V253H237V257H238V258H241L242 260H247L249 257L251 258V257L254 256L253 258L255 259V261H257V262H261V263L264 262V256H263V255H259V254L257 255V253H256V255H255L254 250L250 249V247L254 246V244H253L252 246L249 247V244H252V242H253V241H252V240H253L252 238H251L252 240L245 241V242H237L238 239H236L235 237H232ZM231 239H230V241H231ZM247 239H248V238H247ZM61 240H63V239H61ZM71 240H72V239H71ZM74 240L76 241L75 238H74ZM235 240H236V241H235ZM263 240H264V239H263ZM85 241H86V240H85ZM142 241H143V240H142ZM217 241H219V240H217ZM221 241H222V240H221ZM224 241H225V243H226V241H227V237L224 239ZM228 241H229V239H228ZM228 241H227V244H228ZM232 241H231V242H232ZM243 241H244V240H243ZM251 241H252V242H251ZM257 241H258V240H257ZM257 241L254 242V243L256 244ZM261 241H262V240H261ZM53 242H54V241H53ZM63 242H64V240H63ZM83 242H84V241H83ZM86 242H87V241H86ZM143 242H145V241H143ZM184 242H185V241H184ZM222 242H223V241H222ZM235 242H237V245H236ZM16 243H17V242H16ZM87 243H88V242H87ZM92 243H93V242H92ZM182 243H183V242H182ZM17 244H18V243H17ZM36 244H37V242H36ZM84 244H85V242H84ZM117 244H118V243H117ZM184 244H185V243H184ZM211 244H212V242H211ZM55 245H56V244H55ZM69 245H70V244H69ZM69 245H68V246H69ZM87 245H88V244H87ZM114 245H115V242H114ZM220 245H221V244H220ZM92 246H93V245H92ZM92 246H91V247H92ZM156 246H157V245H156ZM160 246H161V245H160ZM112 247H113V246H112ZM115 247H116V245H115ZM164 247H165V245H164ZM205 247H207V246H205ZM254 247H255V246H254ZM256 247H258V246H256ZM224 248H225V246H224ZM224 248H223V251H222V252H224V250H226V249H224ZM263 248H264V247H263ZM69 249H70V248H69ZM79 249H81V248L79 247ZM256 249H257V248H256ZM71 250H72V249H71ZM99 250H100V249H99ZM99 250H98V251H99ZM113 250H114V249H113ZM170 250H171V248H170ZM209 250H211V249H209ZM212 250H214V249H212ZM215 250H216V249H215ZM117 251H118V250H117ZM136 251H137V250H136ZM177 251H179V249H178ZM187 251H188V249H187ZM218 251H219V250H218ZM113 252H114V251H113ZM150 252H151V251H150ZM179 252H180V251H179ZM203 252H205V251H203ZM91 253H93V252H91ZM94 253H95V252H94ZM206 253H208V251H207ZM210 253H212V252H210ZM217 253H218V252H217ZM177 254H178V252H177ZM195 254H196V253H195ZM202 254H203V253H202ZM208 254H209V253H208ZM220 254H221V252H220ZM228 254L231 255V252H229ZM232 254H233V252H232ZM96 255H97V253H96ZM197 255H198V254H197ZM223 255H225V252H224ZM230 255H228V257H232V256H230ZM233 255H234V254H233ZM44 256H45V254L43 255V257H44ZM89 256H90V255H89ZM119 256H120V254H119ZM188 256H189V255H188ZM199 256H200V255H199ZM199 256H198V257H199ZM204 256H205V255H204ZM204 256L202 255V257H204ZM209 256H210V255H209ZM211 256H212V255H211ZM235 256H236V255H235ZM40 257H41V256H40ZM92 257H93V256H92ZM92 257H91V258H92ZM112 257H113V255H112ZM112 257H111V258H112ZM205 257H206V256H205ZM205 257H204V258H205ZM207 257H208V255H207ZM214 257H216V256H214ZM219 257H220V255H219ZM219 257H218V258H219ZM48 258H49V257H48ZM48 258H47V259H48ZM50 258H51V257H50ZM61 258H62V257H61ZM61 258H60V259H61ZM73 258H74V257H73ZM91 258H90V259H91ZM128 258H129V257H128ZM131 258H132V257H131ZM200 258H201V257H200ZM212 258H213V257H212ZM218 258H217V260H218ZM221 258H223V257H221ZM232 258H233V257H232ZM235 258H236V257H235ZM253 258H252V259H253ZM38 259H39V258H38ZM74 259H75V258H74ZM109 259H110V258H109ZM189 259H190V258H189ZM205 259H207V258H205ZM227 259H228V258H227ZM50 260H52V259H50ZM68 260H69V259H68ZM110 260H112V259H110ZM130 260H131V259H130ZM210 260H212L211 257H210ZM217 260H216V264H217ZM223 260H226V257L223 258ZM238 260H239V259H238ZM212 261L214 262V260H212ZM212 261H211V262H212ZM226 261H227V262H226L227 264H232V263H230V261H228V260H226ZM231 261H232V260H231ZM60 262H61V261H60ZM218 262H219V260H218ZM235 262H236V261H235ZM238 262H239V261H238ZM238 262H236V263H238ZM107 263H108V262H107ZM219 263H220V262H219ZM221 263H222V262H221ZM206 264H207V263H206ZM209 264H210V263H209Z\"/></svg>",
  "mask_w": 264,
  "mask_h": 264
}]
</instances>
